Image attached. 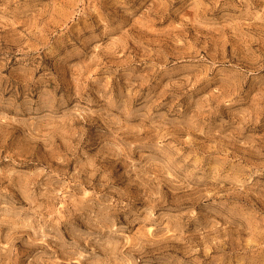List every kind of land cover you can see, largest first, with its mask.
<instances>
[{"label":"rangeland","instance_id":"obj_1","mask_svg":"<svg viewBox=\"0 0 264 264\" xmlns=\"http://www.w3.org/2000/svg\"><path fill=\"white\" fill-rule=\"evenodd\" d=\"M0 264H264V0H0Z\"/></svg>","mask_w":264,"mask_h":264}]
</instances>
